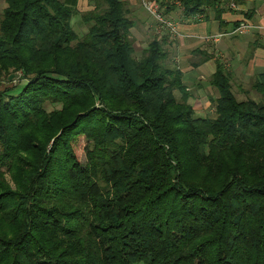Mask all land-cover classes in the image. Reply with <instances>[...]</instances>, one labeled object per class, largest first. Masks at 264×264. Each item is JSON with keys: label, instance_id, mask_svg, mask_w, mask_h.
I'll list each match as a JSON object with an SVG mask.
<instances>
[{"label": "trees", "instance_id": "1", "mask_svg": "<svg viewBox=\"0 0 264 264\" xmlns=\"http://www.w3.org/2000/svg\"><path fill=\"white\" fill-rule=\"evenodd\" d=\"M2 1L0 80L19 81L0 89V264H264V103L218 62L214 116H196L162 41L135 57L122 0Z\"/></svg>", "mask_w": 264, "mask_h": 264}, {"label": "crops", "instance_id": "2", "mask_svg": "<svg viewBox=\"0 0 264 264\" xmlns=\"http://www.w3.org/2000/svg\"><path fill=\"white\" fill-rule=\"evenodd\" d=\"M234 2L236 9L222 5L219 7L222 10L220 15L208 9L200 21L185 20L177 13H171L179 18L177 28L181 37L178 38L159 30L151 19L148 26L142 21H135L130 29L134 45L143 52L146 47L141 45L144 42L155 38L162 41L169 58L168 65L182 73L184 85H209L210 77L220 62L230 79L236 77L241 85L251 87L257 75L264 71V0ZM130 9L135 18V5ZM241 21H248L254 27L244 34H233V29ZM220 33L224 35L215 42L205 40L207 36ZM172 41L175 42L174 48Z\"/></svg>", "mask_w": 264, "mask_h": 264}, {"label": "rangeland", "instance_id": "3", "mask_svg": "<svg viewBox=\"0 0 264 264\" xmlns=\"http://www.w3.org/2000/svg\"><path fill=\"white\" fill-rule=\"evenodd\" d=\"M124 2V7L125 9L128 11V16L130 19L133 20V24H135V21H142V23H146L148 26V21L151 19L153 25L157 26L155 20L150 16V14L146 11V9L143 6V1L145 0H122ZM148 1H152V2H156V4L159 7V12L166 18L171 19L176 27L178 25L177 20H179V18H185V20H190L192 17H187L183 14V12L180 10V6L178 4H173V2L170 4L172 5V7H174V9L169 12V13H165V9L164 7H161L159 2L156 0H148ZM95 4V0H78L77 1V9L79 11V13L91 10L93 8ZM229 3L225 4V6L229 8L228 6ZM132 5H135V8L137 9V11L134 12L137 14L136 17H133V11L130 9L132 7ZM5 7V4L2 0H0V14L3 10V8ZM171 13H177L179 14V18L178 17H173V15ZM138 17V18H137ZM71 24L72 27L74 29V31L77 34V37L79 39H82L83 36L86 34L87 32V25H85L82 20H81V16L80 15H74L71 19ZM152 25V24H150ZM146 26V27H147ZM159 29V27H158ZM160 30V29H159ZM178 30V28H177ZM164 33H166L167 35H169L170 37H181L180 33L178 32V35H173L170 34L169 31L164 30ZM222 35H224V33H220ZM150 42V40H148V42H144L141 46L142 48L147 47L148 43ZM211 42H215L214 40ZM172 48H174V41H172ZM142 56V51L141 48H137L135 46V57L136 58H140ZM168 56H166V58L164 59V64L168 65ZM19 81V73L16 74V76L13 78V80L11 82H7V79H3L1 78L0 80V89L3 88H7L10 86H15L18 84ZM231 85H232V91L233 94L235 95L236 99L238 101H244L246 99H252L256 102L259 103H264V97L260 96L259 94H257L256 92L252 91L250 85H241L239 83V80L236 77H231ZM189 90V93L191 95V98L189 100V102L191 103L194 111H195V115L199 116V117H213L214 116V106L212 103L211 99H215L218 94L217 91L212 88L210 85H186ZM176 98L179 99L180 95L178 93H176ZM60 106L59 105H51L47 107L48 111H51L53 109H59ZM83 145H84V140L83 138H80L78 140V142L75 144V153L77 158L79 159L80 162H82L83 164L85 163V155L83 153ZM4 180L7 181L8 183H12L11 178L9 175H4Z\"/></svg>", "mask_w": 264, "mask_h": 264}, {"label": "built area", "instance_id": "4", "mask_svg": "<svg viewBox=\"0 0 264 264\" xmlns=\"http://www.w3.org/2000/svg\"><path fill=\"white\" fill-rule=\"evenodd\" d=\"M143 6L146 9V11L150 14V16L155 20L156 24L158 25L160 30H166L169 31L170 34L178 35V30L175 25V23L166 17H164L159 12V7L156 4V2L145 0L143 1ZM229 8L236 9V3L234 0H230L228 4ZM203 15L197 14L191 18V21H200L202 20ZM254 26L249 23L248 21H241L236 28L233 29L232 33L241 35L248 31H250ZM223 35L218 34L214 36H207L205 38L206 41H217L219 38H221Z\"/></svg>", "mask_w": 264, "mask_h": 264}]
</instances>
